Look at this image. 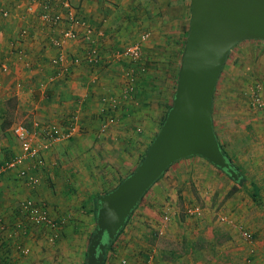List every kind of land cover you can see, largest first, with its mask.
Wrapping results in <instances>:
<instances>
[{"label":"crops","instance_id":"0c3cea01","mask_svg":"<svg viewBox=\"0 0 264 264\" xmlns=\"http://www.w3.org/2000/svg\"><path fill=\"white\" fill-rule=\"evenodd\" d=\"M33 1L0 0V63L9 67L6 72L0 69V163L24 151L22 143L11 131L17 123L30 130L36 128L37 121L41 125L57 122L66 127L77 114V130L69 139L55 142L50 147L42 168H32L40 175L36 188L26 185L13 170L0 178V223L7 227L1 242L4 261L5 264H82L86 259V233L95 220L96 197L104 186L127 175L141 154L144 142V135L134 142H126L113 129L103 136L97 134L99 116L107 107V101L102 97L120 93L126 79L124 69L129 65L127 60L113 59L112 53L141 32H148L143 47L146 57L142 59L148 68L137 75L135 94L129 100H121L122 107L118 110L117 129L127 126L128 121L133 124L129 131L134 130V124L138 122L134 114L138 108L134 102L138 100L140 104L142 93L154 82V69L150 66L157 63L155 53L163 46L162 42L168 35L172 38L168 26L174 24L175 2H178L177 11H181L178 12L181 28L176 40L188 32L189 21L185 30L182 23L189 11L187 4L184 8L183 0H70L78 16L92 29L90 36L98 48L101 63L94 67L81 60L87 39H70L63 46L70 71L65 76L55 77L50 57L58 49L51 44L50 37L60 34L63 22L57 26L47 24L40 18L37 7L35 11L27 9ZM56 8L63 10L59 4ZM1 9L8 11L6 17ZM24 28L27 33L21 36ZM83 28L80 27L82 32ZM159 37L163 39L158 40ZM261 39L243 40L234 49L245 51L252 46H264ZM165 54L171 55L165 51L162 56ZM219 78L213 95L212 120L222 147L232 162L242 168V185L202 155L181 158L148 189L136 206L128 229L141 235L145 224H150L158 234L169 238H180L185 232L193 237L191 230L204 234L206 248L180 257V261L191 260L188 261L191 263L203 262L205 256L213 253L208 244L213 245L219 236L216 238L213 232L204 230V224H211V229L221 227L226 230L227 237L217 242L229 247L214 252L216 264H228L227 260L229 264H264V134L260 131L264 121L253 113L244 119L241 113L233 110L231 103L226 105V102L224 106L223 94L216 98ZM8 112L9 115H5ZM248 127L251 132L247 131ZM150 133L151 130L146 139ZM121 139L125 143H121ZM36 142L42 143V137L36 138ZM126 144L132 147H126ZM27 162L33 164V161ZM234 186L237 190L229 194ZM32 194L47 206L52 217L63 220L56 240L50 239L51 233L44 228L24 223L19 204ZM145 198L152 202L151 205ZM193 205L202 207L199 215L187 213V208ZM215 208L225 212L224 220L219 215L212 220L210 211ZM167 209L172 218L164 221L162 215ZM233 222L249 228L252 239L243 240L233 228ZM141 240L144 241V237ZM139 244L133 243L129 247L131 253L141 250L139 253L143 256V243ZM129 247L127 250H131ZM152 248L155 251L156 245ZM112 252L110 249L106 264H111Z\"/></svg>","mask_w":264,"mask_h":264},{"label":"water","instance_id":"95a60500","mask_svg":"<svg viewBox=\"0 0 264 264\" xmlns=\"http://www.w3.org/2000/svg\"><path fill=\"white\" fill-rule=\"evenodd\" d=\"M255 37L264 39V0H190L189 28L171 105L136 168L97 196L96 227L87 245L86 264L104 263L106 243L175 161L198 154L227 169L235 180L242 177L222 149L212 103L228 52Z\"/></svg>","mask_w":264,"mask_h":264},{"label":"rangeland","instance_id":"374dc122","mask_svg":"<svg viewBox=\"0 0 264 264\" xmlns=\"http://www.w3.org/2000/svg\"><path fill=\"white\" fill-rule=\"evenodd\" d=\"M183 2H184V8H185V5L187 4L186 8L189 11V15L186 16V19H185V15L183 17L184 22L182 23V25L184 26V30H185V27L187 26L188 21H189L188 19H190V0H183ZM177 3L178 2L176 1L175 4L177 5ZM176 5L173 9L174 11H172V14H173L172 17L174 18V24H172L171 26L170 25L168 26V33L170 34V32L172 31L171 32L172 38L170 39L169 35L167 34L168 38L162 42L163 46L161 48H158L155 53L157 55V63L150 66L151 69H154V73L152 75L154 76V82L150 86H147L145 92L142 93L144 95L143 101H141L140 104H138L140 102L138 100L134 102L135 107L139 109V110L137 109L134 111V114L136 115V118L138 121L134 124V130L129 131V128L130 129L133 128V124L132 122H128L127 120H125L127 121V126H125L124 128H122L123 127L122 126L120 129H117L116 126L119 125L117 124L118 123L117 122L111 125L110 128L105 132L107 133L109 130L113 129V131L115 133H119L121 135V138L124 139L126 142H132V141L134 142V140L139 139L140 137L142 138V135H144L143 149H142L141 155L147 151L150 140L153 139L155 132L159 129V126L162 123V119L164 118L165 111L166 109H168V104L172 102V97H173L172 94L174 93L175 88H176L177 76H178V71H179V67L181 63V54L184 48V45L182 47V41L184 40L183 38L186 39V35H187L186 33L187 31H185L186 35L184 34V37L179 36L180 39L179 37L177 40L175 39L177 38L179 34V30L181 28L179 24L181 23L179 20V17L181 16L178 15V12L180 13L181 11H177ZM160 39H163V37L158 38V40ZM261 41H263L264 43V39H261ZM235 46L232 48V50L228 52L226 60L223 63L221 72L219 74V77H220L219 78L220 80L219 90L216 92L217 94L216 98H218L220 94H223L222 99L224 100V106L226 102H227L226 105H229V103H231V105H233V108H234L233 110L236 113H239V114L241 113L244 116V119H246L247 116L249 117L250 113H253L257 115V118H259L260 121H264V116L262 115L264 110L263 109L258 110V109L251 108V102H250L254 84L259 81L264 82V46H261V45L252 46L250 48H246L245 51L236 50L234 49ZM143 47H144V44H143ZM165 51H167L171 55L167 56L165 54V56H162ZM145 57H146V54L144 53V50H143L141 61L145 65V68L140 73L146 72L148 68L147 63L143 62L142 60V59H145ZM144 89L145 88H143L142 91H144ZM144 97H145V100H144ZM239 104L240 106H238ZM8 108H9V105H8ZM9 113L10 112L6 113L5 115H9ZM118 116L120 120V115ZM5 118H7V116H5ZM262 124L263 126L260 131L262 134H264V122ZM150 130H151L150 136L149 138L147 137L146 139L147 132ZM247 131L251 132L252 130L250 129V127H248ZM122 139H121V143L123 142L125 143V141H123ZM129 146L132 147L131 144L129 145L126 144V147H129ZM141 155H139V157L136 159L131 169L138 162V159H140ZM131 169H129L127 172L128 173L131 172ZM241 171H242V168H241ZM121 178L122 176L117 177L115 182H112L104 186L102 188V191L113 187ZM35 196L36 194H32V198L37 197ZM147 198L145 199L147 200ZM148 202L151 205L152 202L150 201ZM167 210L168 212L170 211L169 209ZM210 212H211L210 215H211L212 220L214 219L216 220L219 214L225 213V212L224 213L218 212V209L216 208L212 209ZM196 217L199 218V216H196ZM129 223L127 224L124 232L120 235V237L118 238L114 246L111 248V250L113 251L111 264H121L122 257H126L127 264H155V263L156 264H216L217 262L214 259V252L219 248H224L225 250L229 248V247H226L224 244L219 245L215 239V242L213 241V245H211L210 243L208 244L209 249L212 248L211 250H213V253L205 256V259L203 260V262L193 261L189 263L191 260L190 261L187 260V262L186 261L182 262L180 261L181 256L178 257L177 259L171 260L167 256L165 257L168 251L167 247L172 246L174 244L172 240L173 241L177 240V238H169L167 235L154 233V228L150 224H145L143 228L144 234L142 233L141 235H139L138 232H135L134 234V233H131L132 230L130 231L128 229L130 228ZM94 224H95V221L93 222L92 228L94 227ZM210 225L204 224L205 226L204 230L208 232L209 231L213 232L216 238H218L219 236V239L220 238L223 239L227 237L225 229L221 227L211 229ZM92 228L88 229L86 233V240L84 242L85 250L89 242V233ZM126 234H130L131 236L129 235L126 237ZM191 235L194 238L191 236H188L186 232L182 234L181 237H185L187 239H192L196 241L198 248L192 250V252L202 249V248H206L205 246L207 243V239H205L204 234H198L194 232L193 230H191ZM132 236H135V239L132 238ZM57 237H55L54 239L56 240ZM143 237H144L145 242L141 240L143 239ZM181 237L179 239H181ZM133 243H135L136 246H140L139 243H143L141 244V249L145 255L143 256L140 255L139 252H141V250H139V252L137 251V252L131 253L132 249L129 246L130 244H133ZM152 245H156L155 251L153 250ZM136 246H134L133 248H135ZM127 247H129L131 250H127ZM227 254H229V252ZM3 258H4V254H3ZM192 258H197V257H192ZM200 258L203 259L204 257L200 255ZM229 262H230L229 260L226 261V263L228 264Z\"/></svg>","mask_w":264,"mask_h":264},{"label":"built area","instance_id":"2783aa9c","mask_svg":"<svg viewBox=\"0 0 264 264\" xmlns=\"http://www.w3.org/2000/svg\"><path fill=\"white\" fill-rule=\"evenodd\" d=\"M57 4L62 6V11H57ZM36 7L39 10L40 18L47 24L57 26L62 21V30L59 35L54 34L50 37L51 44L58 49L50 57V61L54 66V76H65L70 71V64L67 60L65 50L63 48L65 42L70 39L84 38L88 43L85 47L81 60L86 61L91 66H96L101 63V57L97 46L93 43L90 36L91 27L80 18L77 14L76 7L70 0H35L27 5V9L35 11ZM2 15H8V11L1 9ZM83 28V32L80 27ZM27 33V28L21 30V36ZM148 36V32H141L134 40L113 51L112 58L117 60H127L129 65L124 69L125 82L122 84L120 93L116 95H104L103 101H107L106 111L99 116V123L97 134L103 135L111 125L119 120L118 110L122 107L121 100H129L133 97L136 87V78L138 73L142 72L145 65L142 63L143 44ZM0 69L4 72L8 71L9 67L6 63H0ZM251 108L264 110V82H256L251 94ZM77 114H74L70 124L62 127L57 122L46 123L45 125L35 123V129L30 130L22 123H17L12 127V134L19 143H22L24 151L18 155L10 157L4 162L0 163V178L7 171H16V175L26 185L34 189L40 183V175L32 171V168L41 167L46 164L45 154L50 147L63 139L69 137L77 130ZM42 137V143L37 144L36 138ZM27 161H33V164H28ZM20 211L25 224L32 226H39L44 228L48 233H51V238L54 239L59 234V230L63 225V220L52 217L48 211L47 206L38 201L37 198L27 197L23 199L20 204ZM202 212V207L199 205L189 206L187 213L189 215H199ZM170 211L166 210L162 219L164 221L170 220ZM219 218L224 220L225 215L219 214ZM23 224V223H21ZM243 240L250 241L253 234L249 228L234 223ZM7 230V227L2 222L0 223V264H5L3 258L2 233ZM121 264H127V260L123 258Z\"/></svg>","mask_w":264,"mask_h":264},{"label":"trees","instance_id":"16d2710c","mask_svg":"<svg viewBox=\"0 0 264 264\" xmlns=\"http://www.w3.org/2000/svg\"><path fill=\"white\" fill-rule=\"evenodd\" d=\"M187 33V32H186ZM186 33H185V35H186ZM184 40L182 41V47H183V45L185 44V38H183ZM135 91H136V87H135ZM135 91H134V93H135ZM173 95V94H172ZM213 104V103H212ZM171 105V103H169L168 104V108H169V106ZM167 110L168 109H166V111H165V114H164V118H165V115H166V113H167ZM164 118L162 119V122H163V120H164ZM160 127V126H159ZM160 129V128H159ZM159 129L155 132V135H154V137L156 136V134L158 133V131H159ZM153 137V138H154ZM153 140V139H152ZM152 140H150V143L152 142ZM150 143H149V145H150ZM222 146V145H221ZM149 147V146H148ZM222 149H223V151L225 152V154L228 156V159L230 160V161H232V159L229 157V155H228V153H227V151L222 147ZM147 152V151H146ZM146 152L144 153V154H140L141 156H140V159H138V162L135 164V166L131 169V172L136 168V166L139 164V162L141 161V159L145 156V154H146ZM142 153V152H141ZM233 163V162H232ZM234 164V166H235V168H236V170H238V171H241V168L237 165V164H235V163H233ZM219 168H221L223 171H225L226 173H227V175L228 176H230L234 181H236V183L237 184H241L242 185V182H243V179H244V176H242L239 180H235L232 176H231V174L230 173H228V171H227V169H225V168H223V167H221V166H219V165H217ZM168 170V169H167ZM131 172H129V173H131ZM166 172V171H165ZM164 172V173H165ZM242 172V171H241ZM6 173V172H5ZM128 173V174H129ZM163 173V174H164ZM127 174V175H128ZM127 175H124V177L122 176V178L114 185V186H116L119 182H121ZM160 178V177H159ZM159 178L155 181V182H157L158 180H159ZM113 186V187H114ZM113 187H111L110 189H112ZM151 187V186H150ZM110 189H107V190H104V191H102L101 193H104V192H107V191H109ZM149 189V188H148ZM148 189L144 192V194L141 196V198H140V200L138 201V204L141 202V200L144 198V196H145V194H146V192L148 191ZM235 190H237V186H234L232 189H231V191L229 192V194L230 193H233ZM99 195V194H98ZM137 204V205H138ZM136 205V206H137ZM136 206L131 210V212L129 213V215H128V217L126 218V220H125V223L123 224V226L121 227V229L117 232V234L115 235V237L114 238H112L110 241H108L107 243H106V245H105V256H104V263L103 264H106V260H107V256H108V252H109V250L114 246V244L116 243V241L118 240V238L120 237V235L124 232V230H125V228H126V226H127V224L129 223V221H130V218H131V216H132V214H133V212H134V210H135V208H136ZM93 212H94V218H95V224H94V227L91 229V231H90V233H89V239H90V237H91V235L93 234V232H94V230H95V227H96V214H97V197H96V199H95V202H94V207H93ZM154 233H156V234H158L156 231H154ZM104 240H106V238L104 237L103 238ZM223 239H218V240H216V241H222ZM172 242L174 243L172 246H170V247H167V254L165 255V257L167 256L169 259H171V260H173V259H177L178 257H180L181 255H183V254H185V253H187V252H190V251H192V250H194V249H197L198 248V246H197V244H196V241H194V240H192V239H187V238H185V237H181V239H179V238H177V240H172ZM85 255H87V251L85 250ZM147 256V255H146ZM84 264H86V260H85V262H84Z\"/></svg>","mask_w":264,"mask_h":264}]
</instances>
